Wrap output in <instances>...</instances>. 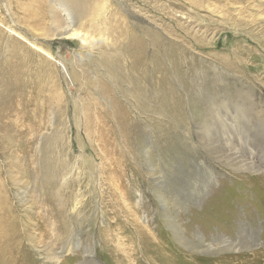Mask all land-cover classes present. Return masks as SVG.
<instances>
[{"label":"rangeland","instance_id":"374dc122","mask_svg":"<svg viewBox=\"0 0 264 264\" xmlns=\"http://www.w3.org/2000/svg\"><path fill=\"white\" fill-rule=\"evenodd\" d=\"M75 5L0 0L15 256L19 242L21 264H127L148 225L158 251L131 264H264V0Z\"/></svg>","mask_w":264,"mask_h":264},{"label":"bare ground","instance_id":"6f19581e","mask_svg":"<svg viewBox=\"0 0 264 264\" xmlns=\"http://www.w3.org/2000/svg\"><path fill=\"white\" fill-rule=\"evenodd\" d=\"M65 1L67 2V0H65ZM95 1L96 0H77V5L74 6V14H75V16L77 18H79V17H83L85 14L87 15L89 9L92 7V4ZM58 4L60 5L61 3H58ZM63 10H64L65 14L68 17H70L69 8L67 7V8H64ZM70 22L72 23V21H70ZM72 25L73 24H71V26ZM65 31H68V30H65ZM65 31L62 30L57 35H63L65 33ZM99 34H101V32H99ZM65 37L74 38L78 42H80L82 45H87L90 42V40H92V38H93V36L90 33H88V32H81V31H76V30H72L71 32H68V34ZM117 188H120L119 185L117 186ZM115 191H117V189H115ZM112 195H114V194H112ZM165 205H166V208L168 209L169 205H168L167 202H165ZM0 211L3 214V217L1 216V218H0V264H21V260L19 258V253H20L19 252V242H18V248L15 250V253H17V255H18V257H17L14 254V248H13V246H11L13 244V242L16 241L15 239L17 237H16V235L14 233H11V231L9 230V228L11 229V227L6 222L7 221V218L5 216V209H2V210L0 209ZM130 215L133 216L132 217V220H134V221L136 220L137 221L136 216H134L131 213H130ZM165 216H166L165 222L169 221V222L172 223V225H170V228L172 227V229L175 230L174 232H175V234H177V239L180 240V237H182L181 231L179 229L180 226L178 227L177 226L178 225L177 223H173V222H175V220L173 218L174 216L171 217L168 214V212L165 213ZM201 218H202V216H201ZM142 220L145 223H148L147 217H142ZM129 222L133 223L131 221V219H129L128 223ZM136 229H137L136 231H133L134 234L130 236L131 244L132 243L133 244H132V247L130 249V252L128 251L129 253H127V255H126V257H128V259H129V260L127 259L128 260L127 261V264H131V261H135V260L137 262L138 261L137 258H143V259H146L147 258L148 259V257H150V259H152L153 256H154L153 254H155V251H158L157 248L153 249V246H155V243L152 240V237L151 236L149 237V234L151 232H149L150 230H149L148 225L147 226L146 225H139L138 228L136 227ZM13 238H15V239H13ZM112 240H113V238H112ZM113 242H114V240H113ZM136 242L137 243L139 242V245L138 246H137ZM178 243H179V245H182L183 244V242H181V241H178ZM156 245H157V243H156ZM204 247L207 248V249H209V248L212 249L211 245H205ZM115 248H119V247L116 246ZM136 255H139V256L136 257ZM54 262L56 264H59L60 263L59 258L58 259L56 258L54 260ZM150 262H152V261H150Z\"/></svg>","mask_w":264,"mask_h":264}]
</instances>
